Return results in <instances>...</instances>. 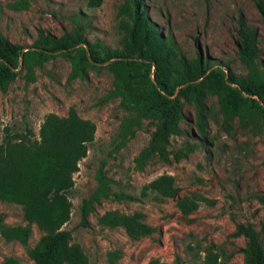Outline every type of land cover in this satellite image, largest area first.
Returning <instances> with one entry per match:
<instances>
[{
	"label": "rangeland",
	"instance_id": "374dc122",
	"mask_svg": "<svg viewBox=\"0 0 264 264\" xmlns=\"http://www.w3.org/2000/svg\"><path fill=\"white\" fill-rule=\"evenodd\" d=\"M257 1L264 7V0L143 3L154 30L170 43L175 70H179V56L190 61L199 53L225 74L264 80V27ZM238 20L256 32L258 54L253 68L238 56ZM129 21V0H102L95 7L87 0H0V31L23 46L22 51L39 33L62 37L77 28L88 44L118 50ZM69 57L60 51L44 61L18 63L13 78L0 91V141L5 130L18 134L25 127L36 136L47 113L65 117L72 109L94 124L93 139L66 192L71 207L61 227L69 232V242L79 246L87 264H146L153 259L156 264H244L246 240L233 234L237 223L261 230L264 247V117L257 109L246 107L241 114L228 115L218 95L207 91L204 135L199 136L194 106L181 98L183 135L169 138L168 161L156 155L139 161L155 120L141 118L128 131L121 130L123 119L134 114L121 103L107 62L86 66L83 75H72ZM98 172L104 178L102 187H98ZM162 174L173 176L178 196L196 192L205 200L183 215L174 198L140 197V187ZM82 205L87 224L80 223ZM111 211H140L154 231L132 240L121 227L98 222V216ZM0 216L2 223L21 225L30 232L26 245L0 236V264L7 258L12 264H36L27 249L41 232L22 218L18 204L0 201Z\"/></svg>",
	"mask_w": 264,
	"mask_h": 264
},
{
	"label": "trees",
	"instance_id": "16d2710c",
	"mask_svg": "<svg viewBox=\"0 0 264 264\" xmlns=\"http://www.w3.org/2000/svg\"><path fill=\"white\" fill-rule=\"evenodd\" d=\"M101 1L87 0V4L95 7ZM129 5L130 21L125 29V40L118 50L88 44L77 28L62 37L39 33L30 48L22 51L23 46L10 42L0 31V91H4L13 78L19 62L32 64L63 51L70 56L72 75H83L86 66L96 67L98 63L107 62L121 103L134 114L133 118L126 116L123 119L120 129L128 131L141 118L155 120L148 143L139 152V161L153 155L168 161L166 145L169 138L183 135L179 125L183 118L181 98L194 106L199 136L204 135L202 126L207 91L218 95L228 115L241 114L249 107L257 109L264 117V80L250 75L235 76L231 72L225 74L220 66L208 64L199 53L190 61L179 56V70H175L170 43L154 30L143 0H129ZM256 8L264 27V7L257 1ZM236 32L239 59L253 68L258 54L256 32L240 20ZM84 44L87 50L82 46ZM74 46L77 47L69 49ZM94 130L91 121L79 117L71 109L65 117L45 114L36 136L26 127L18 134H10L8 130L3 132L0 141V201L20 205L22 218L41 232L34 246L27 249L36 264H87L79 246L69 242V232L61 227L70 214L71 204L66 192L72 187V175L86 154ZM192 148L186 146L187 150ZM96 179L98 187H102L104 178L100 172ZM177 192L173 176L162 174L143 184L139 196L153 194L159 199L174 198L183 215H188L196 209L199 201L205 200L196 192L182 196ZM125 197L138 199L130 195ZM83 205L80 223L87 224ZM97 220L103 226L121 227L132 240L154 231L140 211L127 214L105 212ZM260 231L249 223H237L234 227L233 234L246 240L242 250L244 264H264ZM29 233V229L21 225L2 223L0 216V236L4 240L26 245ZM12 263L13 260L7 258L2 264ZM156 263L153 259L146 264Z\"/></svg>",
	"mask_w": 264,
	"mask_h": 264
},
{
	"label": "water",
	"instance_id": "95a60500",
	"mask_svg": "<svg viewBox=\"0 0 264 264\" xmlns=\"http://www.w3.org/2000/svg\"><path fill=\"white\" fill-rule=\"evenodd\" d=\"M84 47H85V50H87L85 45H84Z\"/></svg>",
	"mask_w": 264,
	"mask_h": 264
}]
</instances>
